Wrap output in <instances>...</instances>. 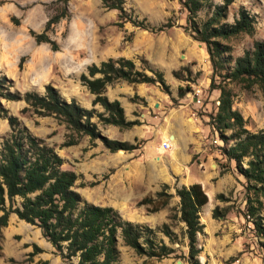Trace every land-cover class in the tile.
I'll return each mask as SVG.
<instances>
[{"label": "rangeland", "instance_id": "374dc122", "mask_svg": "<svg viewBox=\"0 0 264 264\" xmlns=\"http://www.w3.org/2000/svg\"><path fill=\"white\" fill-rule=\"evenodd\" d=\"M221 1L212 0L210 4L203 5L197 17L205 18L212 4ZM57 3L55 0H0V74L8 79L10 90L42 92L44 84L49 82L66 99L74 97L83 106L90 107L92 95L78 78L79 73L86 70L87 64L126 53L132 54L135 65L140 67L142 64L138 57L142 54H138L139 49L160 44L171 45L181 37L195 48L197 45L204 47L203 42L193 39L183 29L186 10L178 0H123L125 15L130 18L141 20L144 17L148 24L156 25L169 17L173 22L171 29L161 31H150L129 20L117 24V9L106 7L101 0H67V16L61 17L46 30L48 37L57 43L56 49H52L49 42H35L29 29L41 31ZM240 6L253 17L254 30L251 34L239 32L224 41L230 45L231 57L250 48L253 39L264 38V0H232L227 5L222 21L231 22ZM11 16L16 17L18 23H14ZM145 71L150 73L147 69ZM187 75L189 79L183 80L182 86L189 85L190 90L186 92L195 94L192 82L198 71L190 70ZM218 80L219 77L214 75V81ZM226 86L231 89L232 107L240 111L245 126L250 130L264 129L262 92L255 85L244 88L231 80L226 81ZM117 87L119 84L114 80L107 84L105 90L111 95ZM212 91L216 97L218 90ZM134 100L142 102L137 97ZM211 102L213 109V98ZM0 103L7 112L17 115L19 121L33 134L54 144L63 158V167H78L81 176L76 182L83 181L85 184L76 188L84 198L94 203L110 204L127 219L145 222L151 227L161 221H168L167 215L178 199L173 193L174 186L183 182L200 181L204 184L201 183L202 188L222 189V193L228 197L226 201L211 195L200 208L203 233L196 236L197 244L201 246L198 259L208 264H264V251L260 244L264 237L258 236L252 223L240 213L244 206L243 178L233 168V160L227 161L219 153L218 146L222 141L214 130L203 131V150L192 153L191 165L182 173L179 168L171 165L166 151L159 147L162 133H154L151 126L159 127V119L135 125L142 128V136L135 140L138 141V148L132 149V153L111 151L108 158L113 160L103 165V153L106 150L98 138L89 140L88 135H82L77 142L62 145L70 132L52 116L37 115L30 110L21 111L20 108L25 105L21 99L0 97ZM95 107L100 109L98 104ZM8 130L9 126L0 111V135ZM226 165H230V168ZM95 179L98 180L96 183L86 184ZM163 182L168 184L164 190L172 192L164 206L149 211L145 204L137 203L142 196L160 189ZM216 201L219 206L228 204L223 217L213 218L210 215ZM179 225L177 223L172 227L177 234ZM157 235L161 234L157 232ZM163 239L166 241V237L163 236ZM33 243L40 250L30 253ZM169 244L174 248L173 252L156 259L135 253L118 238L119 263L189 264L183 257L186 253L184 238L178 235ZM229 255H234L235 259L226 262ZM177 258L180 262L176 261ZM42 259H47L46 264H72L75 261V258H72V262L61 260L36 226L20 220L10 212L6 224L0 228V264H40Z\"/></svg>", "mask_w": 264, "mask_h": 264}, {"label": "trees", "instance_id": "16d2710c", "mask_svg": "<svg viewBox=\"0 0 264 264\" xmlns=\"http://www.w3.org/2000/svg\"><path fill=\"white\" fill-rule=\"evenodd\" d=\"M55 1L58 3L47 16L43 29H29L35 42H49L52 49H56L57 43L48 37L46 30L68 14L67 0ZM178 1L186 10L183 29L193 39L204 44L211 66L208 90H218L213 109L210 107L206 112L207 119L204 122L208 130H214L222 141L218 146L219 153L227 161L233 160V168L243 178L244 206L241 215L252 223L258 236L264 237V129L250 130L245 126L240 111L232 107L231 89L226 86L228 80L244 88L255 85L264 95V38L253 39L250 48L231 57L230 45L224 41L239 32L251 34L254 30V19L248 11L240 6L231 22L222 21L227 5L232 1L222 0L212 4L205 18H198V10L212 0ZM101 2L108 8L117 9L119 25L129 20L150 31H161L173 24L169 17L156 25L148 24L144 17L141 20L130 18L125 15L123 0ZM11 20L18 23L14 16H11ZM138 58L142 64L140 67L131 58L122 55L108 56L98 63L86 65V70L80 72L78 78L93 94L90 107L83 106L74 97L66 99L49 82L44 84L42 92L10 90L4 74H0V97L21 99L25 103L21 111L50 115L62 123L70 132L62 145L75 143L82 135H88L89 140L98 138L110 151L132 150L138 148V141L110 138L100 132L96 121L91 118L120 128L139 122L136 118L125 119L119 101L106 96L105 87L114 80L155 83L169 93L162 71L150 66L142 55ZM189 72L190 69L184 65L172 70V75L188 80ZM214 75L219 77L217 82L214 81ZM187 90H190L189 85H178L176 93L182 96ZM134 97L137 95L130 99ZM170 98L174 104L175 99ZM139 99L144 103L142 97ZM95 104L101 109H97ZM0 111L9 126V130L0 135V228L6 224L8 214L13 212L20 220L36 226L61 260L72 262V258H75L72 264H120L118 238L135 253L159 259L173 252L174 248L169 243L174 242L179 235L185 240V261L189 264H208L207 261L200 262L197 256L201 246L197 244L196 236L203 233L199 211L207 200L199 182L174 186L173 193L178 199L167 215L168 221H161L151 227L145 222L127 219L110 204L94 203L84 198L76 188L85 184L83 181L76 182L81 173L62 166L63 158L54 144L33 134L19 121L17 115L7 112L1 103ZM226 166L230 168V165ZM97 181L95 179L86 184L92 185ZM166 187L168 184L163 182L160 189L142 196L137 203L145 204L149 211L161 208L172 195V192L164 190ZM215 198L224 201L228 199L222 192H217ZM227 210L228 204H214L210 215L213 218L223 217ZM177 223H180L178 234L172 228ZM157 232L161 235L158 236ZM260 244L264 251V241H260ZM39 250L40 247L33 243L30 253ZM234 259V255H229L226 262ZM46 263L47 259L40 261V264Z\"/></svg>", "mask_w": 264, "mask_h": 264}, {"label": "crops", "instance_id": "0c3cea01", "mask_svg": "<svg viewBox=\"0 0 264 264\" xmlns=\"http://www.w3.org/2000/svg\"><path fill=\"white\" fill-rule=\"evenodd\" d=\"M170 27L166 29L169 30L171 29ZM138 54H142L143 57L147 59L150 66L162 71L165 82L168 84L169 93L161 90L155 83H130L121 79L116 80L119 84V87H117L118 89L113 91L111 95L105 90V94L108 99H117L119 101L125 119L131 120L136 118L139 121L138 123L149 120L153 122H156L157 119L160 120L159 127L151 125L153 131L154 133H162L161 139L168 138L171 145L168 149L159 147L161 150L166 151L167 159L171 162V165L179 168V171L182 173L186 168L190 167L192 153L203 150L201 137L203 131L208 130V126L204 122L207 119L206 112L211 107V98L216 101V97L212 95V90L214 89L208 90V88H206L211 72V66L206 51L202 45H197L195 48L189 41L181 37L173 41L171 45L165 46L164 44H160L154 45L152 48L139 49ZM122 56L132 59V54L122 53ZM184 65L190 70L198 71V75L195 76V80L192 82V85H194L193 92H195V94L189 91L182 96H178L176 93L177 86L183 85L184 83L182 79L172 75V70ZM91 95L93 96L92 93ZM133 95H137V98L142 97L144 103L137 102L134 99L131 100L130 97ZM170 97L176 100V104L171 103ZM151 112L153 114H151ZM91 119H93V117ZM95 121L100 132L110 138L134 142L142 136V128L134 127L138 123H134L129 127L120 128L118 125L111 123L102 124L97 121L96 118ZM104 150L106 151L103 153L105 156H103L102 164H110L109 162L113 159L109 157V160L108 153L111 151L105 146ZM117 150L115 151L120 152L123 149ZM124 151L129 153L133 152V150ZM70 168L75 172L79 170L77 166L73 167V165H70ZM191 182L202 183L200 181L183 183L188 184ZM203 189L207 195V200L203 205L208 202L211 195H215L217 192H223L220 188L213 190L203 187ZM214 204H218V201ZM207 211L209 212V208ZM47 243L50 244L49 241H47Z\"/></svg>", "mask_w": 264, "mask_h": 264}, {"label": "built area", "instance_id": "2783aa9c", "mask_svg": "<svg viewBox=\"0 0 264 264\" xmlns=\"http://www.w3.org/2000/svg\"><path fill=\"white\" fill-rule=\"evenodd\" d=\"M170 145H171V143H170V141H169L168 138L162 139V140L160 141V147H161L162 149H168V148L170 147Z\"/></svg>", "mask_w": 264, "mask_h": 264}, {"label": "water", "instance_id": "95a60500", "mask_svg": "<svg viewBox=\"0 0 264 264\" xmlns=\"http://www.w3.org/2000/svg\"><path fill=\"white\" fill-rule=\"evenodd\" d=\"M176 261H177V262H180V259L177 258Z\"/></svg>", "mask_w": 264, "mask_h": 264}]
</instances>
